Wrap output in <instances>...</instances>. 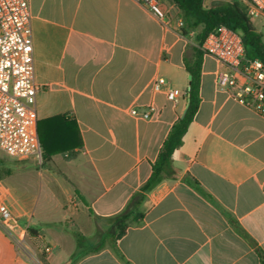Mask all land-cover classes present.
Instances as JSON below:
<instances>
[{"label":"crops","instance_id":"0c3cea01","mask_svg":"<svg viewBox=\"0 0 264 264\" xmlns=\"http://www.w3.org/2000/svg\"><path fill=\"white\" fill-rule=\"evenodd\" d=\"M28 1L38 134L54 155L44 159L42 146L41 161L20 160L39 164L38 196L24 203L27 222L6 180L31 172L0 181V204L12 214L0 226V264H261L264 118L218 90L221 66L212 57H204L199 107L172 156L176 177L142 192L189 97L185 57L197 32L183 34V13L172 0H158L167 24L138 0ZM216 1L205 0V8ZM159 78L167 83L156 91ZM150 107L158 113L151 120L130 114ZM45 192L52 199L65 194L74 206L45 204ZM134 199L143 219L115 246L72 262L74 234L92 244L103 229L99 218ZM74 221L78 231L67 226ZM40 243L50 249L43 260Z\"/></svg>","mask_w":264,"mask_h":264},{"label":"built area","instance_id":"2783aa9c","mask_svg":"<svg viewBox=\"0 0 264 264\" xmlns=\"http://www.w3.org/2000/svg\"><path fill=\"white\" fill-rule=\"evenodd\" d=\"M156 20L167 24L168 14L158 0H138ZM249 18L264 21V0H230ZM31 7L28 0H0V153L15 160H42L38 134ZM184 26V21H181ZM202 50L221 66L216 86L229 98L264 118V63L246 56L242 37L222 27L206 38ZM166 80L159 78L154 89L160 91ZM174 100V92L168 94ZM136 118L158 116L153 107L143 112L130 110ZM12 221L11 211L0 204V226ZM45 251L50 252L49 248Z\"/></svg>","mask_w":264,"mask_h":264},{"label":"trees","instance_id":"16d2710c","mask_svg":"<svg viewBox=\"0 0 264 264\" xmlns=\"http://www.w3.org/2000/svg\"><path fill=\"white\" fill-rule=\"evenodd\" d=\"M204 1L172 0L183 13V34L188 36L190 32H197L196 46H193L190 54H186L185 57L186 71L192 77L189 90L190 103L185 117L178 120L172 127L156 162L152 164V175L143 186L142 192H149L163 181L176 177L172 156L181 147L183 137L199 107L202 65L206 56L202 46L209 34L222 27L236 32L242 37L246 56L249 59H257L264 63V36L254 28L251 18L247 17L236 3L218 0L207 9L204 6ZM42 146L44 147V159L47 154L54 155L53 152H47L46 145L43 142ZM75 146L71 145L70 149H74ZM192 186L195 187V185ZM78 196L80 197V195ZM80 199L84 202L81 197ZM90 213L93 215L91 210ZM99 219L103 222V229L98 233V242L95 245L91 244L85 236L79 233L74 234L77 248L72 256V262L81 258L86 252L96 253L100 251L107 243L115 246L132 225L138 224L143 219V215L138 211V202H135L134 199L123 212L113 217ZM242 234L247 237L246 234ZM258 253L261 264H264V252L258 249Z\"/></svg>","mask_w":264,"mask_h":264},{"label":"rangeland","instance_id":"374dc122","mask_svg":"<svg viewBox=\"0 0 264 264\" xmlns=\"http://www.w3.org/2000/svg\"><path fill=\"white\" fill-rule=\"evenodd\" d=\"M252 24L254 28L264 36V21L260 18H252L251 19ZM39 164L36 162L35 167H38ZM35 167L33 166H27L25 161H20V160H14L10 159L7 155L0 153V181L2 177H5L9 174H16V173H29L31 172L30 175L21 176V175H15L10 179H7L6 181L9 183V185L13 189V194L14 199L13 205L16 206V208H20L21 211L24 213L22 217L23 222H27L30 217V212L28 210V206H25V202L33 201L37 198L38 196V191H39V176L38 173L33 172ZM33 172V173H32ZM43 190V189H42ZM45 198L43 199V203L47 204L50 203L51 200H54L51 198V196L48 195V192L44 193ZM56 202L62 203L63 204V210H68L69 206H74L73 200H69L65 194L61 196V194H57V198L55 199ZM54 216L59 217L61 214L62 209L58 208V210H54ZM102 225V224H101ZM101 225H98L99 227ZM72 227V231H78L79 229H76L74 227H80L78 224L74 221V223H71V225H67ZM31 237L33 236L30 234ZM70 243L72 246H75V240L71 237ZM93 239L92 244L95 245L98 242V236L92 237ZM46 245L43 243H40L38 246V250L41 252V260L44 259V256L47 255L48 253L45 251Z\"/></svg>","mask_w":264,"mask_h":264},{"label":"water","instance_id":"95a60500","mask_svg":"<svg viewBox=\"0 0 264 264\" xmlns=\"http://www.w3.org/2000/svg\"><path fill=\"white\" fill-rule=\"evenodd\" d=\"M191 76L189 75V80H191ZM189 90H190V88H189ZM189 103H190V97H188V102H187V106H186V110H185V112H184V114H183V116H182V119L185 117V115H186V112H187V109H188V107H189Z\"/></svg>","mask_w":264,"mask_h":264}]
</instances>
